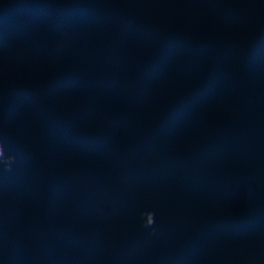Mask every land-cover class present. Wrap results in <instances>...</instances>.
I'll return each instance as SVG.
<instances>
[{
  "label": "trees",
  "instance_id": "obj_1",
  "mask_svg": "<svg viewBox=\"0 0 264 264\" xmlns=\"http://www.w3.org/2000/svg\"><path fill=\"white\" fill-rule=\"evenodd\" d=\"M119 3L128 16L109 13ZM42 35L59 49L34 44ZM227 65L245 71L264 123V0H0V264H74L92 238L73 204L117 135L157 165L170 148L192 172L224 159L226 147L203 138L238 99ZM102 107L125 122L114 129ZM252 215L235 194L204 218ZM209 264L264 257L238 250Z\"/></svg>",
  "mask_w": 264,
  "mask_h": 264
},
{
  "label": "rangeland",
  "instance_id": "obj_2",
  "mask_svg": "<svg viewBox=\"0 0 264 264\" xmlns=\"http://www.w3.org/2000/svg\"><path fill=\"white\" fill-rule=\"evenodd\" d=\"M109 9L128 16L121 3L110 4ZM33 43L50 54L61 44L56 38L43 35ZM209 43L216 54H221L218 39L213 37ZM20 54L21 48L8 57L18 60ZM222 71L233 77L238 99L221 124H209L203 144L226 140V157L209 161L192 172L188 161L170 148L163 164L157 165L143 151H127L122 137L117 135L114 155L97 159V175L83 182L82 192L73 204L76 223L92 238L78 252L74 264H209L221 253L238 250H252L264 257V246H257L264 240V232L251 237V242L249 238V243L236 239L245 231H256L257 215L217 223L204 218L209 206L228 196L237 194L252 204L253 192L264 198L262 111L248 86L245 71L231 65ZM244 100L248 105L246 114L240 111ZM101 110L114 129L125 122L123 113H111L103 107ZM232 128H237L236 133L242 132V139H236L235 145L228 143ZM246 130L253 133L249 135L259 136L263 147L254 154L256 159L247 157L242 147ZM236 147L241 149V155L236 154ZM225 166L231 168L228 176L212 177Z\"/></svg>",
  "mask_w": 264,
  "mask_h": 264
},
{
  "label": "built area",
  "instance_id": "obj_3",
  "mask_svg": "<svg viewBox=\"0 0 264 264\" xmlns=\"http://www.w3.org/2000/svg\"><path fill=\"white\" fill-rule=\"evenodd\" d=\"M243 106H247V104L243 103ZM261 140L264 141V138L262 137ZM258 141H260V139H259V136L257 135L246 136V140L244 144L242 145V147L244 151L247 153V157H253L254 159H256L254 154L257 152V150L262 151L263 147L260 145ZM235 152L236 154L241 155L240 148L236 147ZM249 163L252 164L251 162ZM252 196L255 199V202H254L255 204H253L254 209L260 214L259 220H262L263 219L262 214L264 213V198H260L256 192H253ZM249 238H250L249 234H243L240 240L248 242Z\"/></svg>",
  "mask_w": 264,
  "mask_h": 264
},
{
  "label": "crops",
  "instance_id": "obj_4",
  "mask_svg": "<svg viewBox=\"0 0 264 264\" xmlns=\"http://www.w3.org/2000/svg\"><path fill=\"white\" fill-rule=\"evenodd\" d=\"M244 102L246 103V101L244 100ZM247 104V103H246ZM248 106V105H247ZM247 106H241L240 107V111H241V113H243V114H246V108H247ZM223 122V121H222ZM221 122V123H222ZM221 123H219V124H221ZM218 124V125H219ZM237 129V128H236ZM236 129H234V128H232V131H231V133H232V138L231 139H229V140H235V139H242V135H241V131H240V133H236V132H234ZM246 132H247V134L249 135V134H253V133H250L248 130H246ZM219 143H222V144H225L226 143V140L225 141H221V142H219ZM229 144H231V143H229ZM261 229H263V230H260L259 232H258V227L255 229L256 231L252 234V238L253 237H255V236H259L260 235V233H261V231L262 232H264V227L263 228H261ZM244 234V232L239 236V237H237L236 239H241V236ZM252 238H251V240H250V242L252 241ZM234 240V239H233ZM232 241V240H231ZM230 242V241H229ZM245 243V242H244ZM249 243V242H248ZM254 244V243H253ZM257 246L258 247H263L264 246V240L262 241V243H260V244H257Z\"/></svg>",
  "mask_w": 264,
  "mask_h": 264
}]
</instances>
